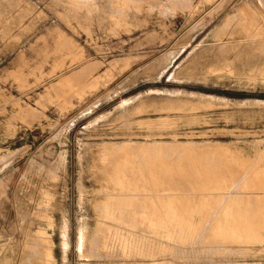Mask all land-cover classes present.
I'll return each mask as SVG.
<instances>
[{"label": "rangeland", "instance_id": "obj_1", "mask_svg": "<svg viewBox=\"0 0 264 264\" xmlns=\"http://www.w3.org/2000/svg\"><path fill=\"white\" fill-rule=\"evenodd\" d=\"M263 55L264 0H0V264H264Z\"/></svg>", "mask_w": 264, "mask_h": 264}, {"label": "bare ground", "instance_id": "obj_2", "mask_svg": "<svg viewBox=\"0 0 264 264\" xmlns=\"http://www.w3.org/2000/svg\"><path fill=\"white\" fill-rule=\"evenodd\" d=\"M138 1V0H137ZM238 41H240V40H238ZM241 42H243V41H241ZM264 56V55H263ZM263 56H260V57H263ZM260 59H262V58H260ZM258 62V61H257ZM259 75L261 76V78H262V80H264V67H262V68H255V69H253L252 71H251V74H250V76L249 77H259ZM162 144V143H161ZM181 145V144H180ZM181 146H183V145H181ZM184 146H185V144H184ZM120 158H124L122 161H117L118 162V165H117V163H115V165H117L115 168H114V170H115V172L113 173V174H110L109 173V170H108V173H107V175L110 177V178H113V180H117V181H119V182H122V183H126V186H128V187H131V185L133 184L132 183V181H137L138 182V180H141L142 179V177H143V169L145 168H147V166H143V164H141L137 159H135V158H133V157H130V156H122V157H120ZM219 158V157H218ZM221 158H219V159H217L218 160V162H216V164L214 165L215 166V168H214V170L215 169H217V170H212V171H210V170H208V168H206V166L204 167L203 165H206V163L205 164H202L201 165V163H203V162H199V164L202 166V167H204V168H201L200 166H199V168H195L193 165V167H191L190 166V164L189 163H184L183 165H182V168H177L178 169V172L181 174V175H183V176H185L186 177V179L187 180H189L188 182H192L193 183V185L195 186V188L197 187V189H200V190H203L204 191V189H209V188H217V187H223V184L225 183V181L226 180H228L229 179V177H228V175L224 172L225 170H224V166L225 167H227L228 165H226V162H225V165L222 163V159L220 160ZM117 160H119V159H117ZM216 160V161H217ZM219 161H221V162H219ZM197 163V162H196ZM196 163H194V165H196ZM192 164V163H191ZM224 165V166H223ZM196 166H198V164L196 165ZM208 166V165H207ZM233 166V165H232ZM248 166V165H247ZM160 167H162V166H160ZM149 169L150 168H152V169H154V168H156V166H154V167H148ZM147 168V169H148ZM230 168V167H229ZM228 168V169H229ZM253 168H255V167H253ZM230 170H232V169H230ZM234 170V169H233ZM233 170H232V172H233ZM247 170H249V169H247ZM146 170H144V172H145ZM155 171V170H154ZM154 171H152L151 170V172H154ZM230 173L231 175V177H232V175L234 176L235 174L234 173ZM234 172H235V170H234ZM250 172V171H249ZM248 172V173H249ZM129 173V174H128ZM147 173V172H146ZM247 172H246V174H248ZM129 175H131V177H128ZM149 175V174H148ZM253 175H255V176H253ZM253 175L251 174V178L250 179H248L247 177H246V179L244 180V183H245V186H254V185H258V184H260L261 183V177H260V172H258L257 171V168H256V173H253ZM105 176V175H104ZM236 176V175H235ZM241 176V175H240ZM248 176H250V175H248ZM150 177H151V175H150ZM153 177V176H152ZM243 177H245V176H243ZM144 178H146V177H144ZM129 179H131V180H129ZM133 179V180H132ZM155 179V178H154ZM157 179V178H156ZM150 180L152 181V178L151 179H149V182H150ZM142 181V180H141ZM155 181V180H154ZM153 181V182H154ZM152 182V183H153ZM107 184V183H106ZM144 184V183H143ZM162 184V183H161ZM167 184V183H166ZM169 184V183H168ZM111 185V184H110ZM242 185V184H241ZM244 185V184H243ZM109 186V185H108ZM107 186V187H108ZM113 186V185H112ZM119 186V185H118ZM153 186V185H152ZM192 186V185H191ZM193 186V187H194ZM154 187V186H153ZM118 188H120V187H118ZM125 188V187H124ZM155 188V187H154ZM158 188H160V186L159 187H157L156 189H158ZM45 192V191H44ZM119 192V191H118ZM155 192V191H154ZM153 192V193H154ZM51 193V192H50ZM156 193V192H155ZM158 193H160V192H158ZM153 196V195H152ZM151 197V196H150ZM154 197V196H153ZM152 197V198H153ZM160 198V197H159ZM162 198V197H161ZM184 198V197H183ZM187 198V197H186ZM184 199L185 201H187V199ZM189 198V197H188ZM44 199V198H43ZM158 198H155V199H153L154 201H156L155 202V205H157V207H159V206H161V204H160V202H159V200H157ZM171 199V198H170ZM181 199V198H180ZM199 199H201V200H203V201H205L206 200V197H200ZM97 200V199H96ZM143 200H148V201H150L151 200V198L150 199H148V197H146V198H143L142 196H139V195H137V196H134V197H131V198H128V199H126V200H124L123 202H124V204H126L127 206H131V204L134 206V208H136V207H138L137 205L139 204L140 205V203L139 202H143ZM48 201V200H47ZM46 201V202H47ZM192 201V200H191ZM176 202V201H175ZM175 202H174V204H175ZM183 202V201H182ZM187 202H189V201H187ZM193 202V201H192ZM49 203V202H48ZM196 203V202H195ZM124 206V207H127V206ZM199 205V204H198ZM202 205H203V208L207 205V203L205 202V203H202ZM113 206V203L111 202V201H108L106 204H105V207H107V208H111L110 210H112V207ZM174 206V205H173ZM181 206V205H180ZM195 206V205H194ZM258 207H264V206H262V205H259ZM168 208V207H167ZM174 209V208H173ZM176 209V208H175ZM174 209V210H175ZM188 209H189V207H188ZM187 209V210H188ZM51 211V210H50ZM130 211H132V210H130ZM129 211V212H130ZM183 211V210H182ZM181 211V212H182ZM109 212V211H108ZM51 213V212H50ZM126 213H127V210H126ZM136 213V212H135ZM134 213V214H135ZM264 213V212H263ZM256 214L257 213H255L254 214V218H253V220L252 221H250L249 222V224H247V223H245L244 221H239L240 222V224H242V225H240V226H237V228H234L233 230L235 231V232H237V233H239V234H251V235H253V236H248V237H250V238H256V239H258L259 238V236H260V234L264 231V217H263V219H258L257 217H255L256 216ZM111 215V214H110ZM138 215V214H137ZM167 215V214H166ZM186 215V214H185ZM50 216H52L51 214H50ZM135 215H133V217H134ZM139 216V215H138ZM137 216V217H138ZM155 216V215H154ZM172 216V215H171ZM181 216V215H180ZM103 217V216H102ZM133 217H132V219H133ZM170 217V216H169ZM174 217V216H173ZM135 218V217H134ZM167 218V217H166ZM165 218V219H166ZM102 221V220H101ZM100 221V222H101ZM102 223V222H101ZM164 223V222H163ZM169 223H171V222H169ZM168 223V224H169ZM53 224V223H52ZM103 225V224H102ZM105 225V224H104ZM171 225H173L172 223H171ZM127 227V226H126ZM60 229V228H59ZM106 229H108V228H106ZM95 231V230H94ZM109 231V230H108ZM111 231V230H110ZM166 231H169V230H166ZM171 231H172V229H171ZM44 232V231H43ZM97 232L99 233V236L97 237V238H95L94 239V247L95 248H99L100 246H102V243H101V241H102V237H103V234H104V229H102V227H101V229L100 228H98L97 229ZM116 232H117V230H116ZM112 233L113 232H111V235H112ZM115 233V232H114ZM113 233V234H114ZM42 235V234H41ZM111 235H110V238H111ZM256 235V236H255ZM121 236V235H120ZM116 238H117V235L115 236ZM116 238L114 239L113 238V241L114 240H116ZM119 239H121V238H119ZM188 239V238H187ZM109 240V239H108ZM120 242V241H119ZM108 243V242H107ZM117 243H118V241H117ZM129 243V242H128ZM93 244V243H92ZM106 244V243H105ZM114 244V242L112 243V245ZM168 244V243H167ZM108 245V244H107ZM117 245V244H116ZM118 245H120V244H118ZM126 245V244H125ZM53 246H54V243H53V241H52V239H48V240H46V241H43L42 242V244L40 245V246H36V251L39 253H41L42 255H44V257H49V259L51 260V262H55V256H54V248H53ZM104 247H106L105 245H103ZM110 246V245H109ZM116 247V246H115ZM114 246H113V248H115ZM113 248H112V250H113ZM107 249V248H106ZM116 249H118V248H116ZM102 250H105V249H102ZM115 250V249H114ZM108 251H109V249H108ZM107 252V251H106ZM110 252V251H109ZM108 254V253H107ZM109 255V254H108ZM99 256H100V254H99ZM95 257V256H94ZM44 262V261H43ZM105 263V262H104ZM46 264V263H45ZM182 264V263H181ZM205 264V263H204Z\"/></svg>", "mask_w": 264, "mask_h": 264}]
</instances>
